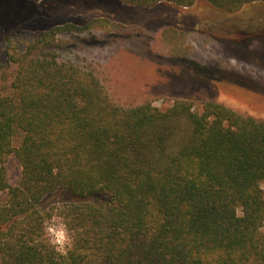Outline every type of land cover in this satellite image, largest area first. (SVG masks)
Returning a JSON list of instances; mask_svg holds the SVG:
<instances>
[{"label":"trees","instance_id":"obj_1","mask_svg":"<svg viewBox=\"0 0 264 264\" xmlns=\"http://www.w3.org/2000/svg\"><path fill=\"white\" fill-rule=\"evenodd\" d=\"M78 29L43 30L0 64V264H264V121L213 101L121 106L57 59L56 35ZM53 216L72 237L65 255L48 242Z\"/></svg>","mask_w":264,"mask_h":264},{"label":"rangeland","instance_id":"obj_2","mask_svg":"<svg viewBox=\"0 0 264 264\" xmlns=\"http://www.w3.org/2000/svg\"><path fill=\"white\" fill-rule=\"evenodd\" d=\"M65 24L79 29L56 35L57 59L92 71L121 106L213 101L264 121V2L226 13L206 0L156 9L119 0H0V64ZM4 169L16 184L17 159L8 156Z\"/></svg>","mask_w":264,"mask_h":264},{"label":"clouds","instance_id":"obj_3","mask_svg":"<svg viewBox=\"0 0 264 264\" xmlns=\"http://www.w3.org/2000/svg\"><path fill=\"white\" fill-rule=\"evenodd\" d=\"M48 242L61 255H65L72 246V237L69 234L65 223L56 216L49 219L46 225Z\"/></svg>","mask_w":264,"mask_h":264}]
</instances>
